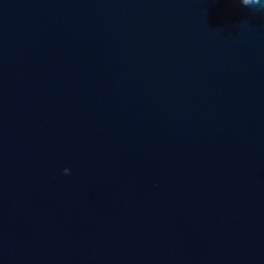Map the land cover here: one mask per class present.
Here are the masks:
<instances>
[{
    "label": "water",
    "instance_id": "95a60500",
    "mask_svg": "<svg viewBox=\"0 0 264 264\" xmlns=\"http://www.w3.org/2000/svg\"><path fill=\"white\" fill-rule=\"evenodd\" d=\"M0 264H264V5L0 0Z\"/></svg>",
    "mask_w": 264,
    "mask_h": 264
},
{
    "label": "clouds",
    "instance_id": "9594fccd",
    "mask_svg": "<svg viewBox=\"0 0 264 264\" xmlns=\"http://www.w3.org/2000/svg\"><path fill=\"white\" fill-rule=\"evenodd\" d=\"M240 3L243 5H249V4H261L264 5V0H240ZM62 173L65 175L70 173V169L68 167H64L62 170Z\"/></svg>",
    "mask_w": 264,
    "mask_h": 264
}]
</instances>
